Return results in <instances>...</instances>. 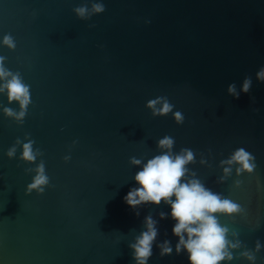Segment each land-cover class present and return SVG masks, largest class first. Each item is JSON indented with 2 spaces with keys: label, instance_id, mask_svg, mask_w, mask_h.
I'll return each mask as SVG.
<instances>
[{
  "label": "water",
  "instance_id": "1",
  "mask_svg": "<svg viewBox=\"0 0 264 264\" xmlns=\"http://www.w3.org/2000/svg\"><path fill=\"white\" fill-rule=\"evenodd\" d=\"M93 2L105 12L75 16ZM6 34L14 51L2 45ZM0 56L31 92L22 125L3 115V107L19 106L0 94V264H135L129 244L149 213L159 233L148 264H188L175 253V222L159 218L169 206L134 210L124 202L138 187L130 158L147 162L165 135L174 138V153L195 152L188 168L206 187L242 206V215L220 223L239 234V251H254L260 240L255 264H264V83L256 80L264 0H0ZM246 76L250 92L229 96L228 85L239 91ZM159 96L184 115L182 125L172 113L152 116L146 104ZM25 136L43 153L30 165L19 160L22 146L6 156ZM240 147L255 156L254 173L237 177L234 166L218 184L221 160ZM41 159L49 186L25 195L35 175L25 169ZM165 240L173 252L161 258L156 245Z\"/></svg>",
  "mask_w": 264,
  "mask_h": 264
},
{
  "label": "clouds",
  "instance_id": "2",
  "mask_svg": "<svg viewBox=\"0 0 264 264\" xmlns=\"http://www.w3.org/2000/svg\"><path fill=\"white\" fill-rule=\"evenodd\" d=\"M105 5L102 2H93L91 7L83 4L73 11L80 20H90L94 15L105 12ZM147 23V21H146ZM95 27V25H90ZM2 45L14 51L16 43L11 34L3 36ZM6 57L0 56V94L6 95L8 105L15 102L19 111L12 107H3V115L13 120L17 125H22L27 114V109L31 104L30 85L26 84L19 72H12L5 67ZM256 80L264 83V67L256 73ZM252 87V78L246 76L242 87L237 91L235 83L227 87V93L234 99H239L241 93L248 94ZM146 108L150 110L152 116L165 117L170 113L177 125L184 123V115L180 111L173 113L174 105L166 96H159L147 102ZM27 142L22 143L17 139L6 153L9 160L16 157L17 149L22 146V154L19 160L25 164H33L39 157L43 156L40 149L34 150L35 141L24 138ZM75 144V142H74ZM175 140L173 137L165 135L159 139L156 147L159 154L144 162L135 156L131 157V166L139 168L134 180L138 187H133L124 197V202L132 209L141 206L163 204L171 208V212L159 213L160 220L167 219L170 215L175 222L172 233L178 238L175 245L176 255L182 252L187 255L188 264H231L235 259L243 258L249 264H255L256 254L261 251L260 240L255 243V250L239 251L243 245L238 238L236 231H231L227 226L220 223L219 217H236L243 214L242 206L230 198L218 192L212 191L197 178L195 172H190L188 166L196 163L195 152L190 148H182L178 153L173 152ZM70 156H65L67 163ZM201 166L207 164L203 158L199 161ZM235 166V175H251L257 165L255 156L240 147L236 149L228 159L221 160L219 167L223 169L222 176L217 180L218 184H223L232 176ZM35 173L32 182L27 185L25 195L35 192L43 195L46 187L49 186V177L46 174L45 163L41 159L35 168L25 169V174ZM241 181L236 180L234 187L239 188ZM139 216V212H136ZM144 230L135 238L134 243L129 244L133 253L135 264H148L153 255V245L158 237V221L149 213L144 219ZM231 236V239L229 238ZM156 247L159 249L161 258L170 256L173 252L171 241L165 240ZM239 251V256L234 257L233 253Z\"/></svg>",
  "mask_w": 264,
  "mask_h": 264
}]
</instances>
